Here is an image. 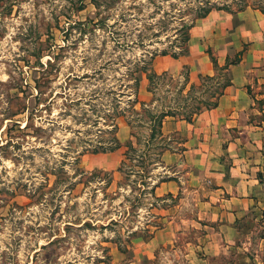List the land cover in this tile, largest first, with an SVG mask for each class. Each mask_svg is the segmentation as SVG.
<instances>
[{
	"label": "rangeland",
	"instance_id": "1",
	"mask_svg": "<svg viewBox=\"0 0 264 264\" xmlns=\"http://www.w3.org/2000/svg\"><path fill=\"white\" fill-rule=\"evenodd\" d=\"M203 2L0 0V264H264V209L244 217L235 248L209 255V229L192 220L193 205L179 208L170 223L144 195L145 180H166L177 166L165 164L163 154L152 164L159 145L143 157L152 123L133 100L156 112L175 103L189 111L211 92V82L198 77V88L178 92L187 73L198 74L189 68L149 79L161 52L179 50L182 22H192ZM248 9L240 18L215 9L197 19L190 48L210 50L223 64L228 52L245 50L228 31L247 26V14L261 22L263 14ZM255 74L249 72L254 94H264V75L261 84ZM254 106L250 118L262 123L264 98ZM114 133L120 148L102 152ZM129 140L133 160L122 171ZM147 173L154 178H142Z\"/></svg>",
	"mask_w": 264,
	"mask_h": 264
},
{
	"label": "crops",
	"instance_id": "2",
	"mask_svg": "<svg viewBox=\"0 0 264 264\" xmlns=\"http://www.w3.org/2000/svg\"><path fill=\"white\" fill-rule=\"evenodd\" d=\"M248 10L237 13L218 11L240 18ZM252 11L256 13L255 9ZM247 16V26L237 24L228 31L232 34L234 44L246 45V49L241 62L229 68L232 83L221 95L218 106L202 110L192 121L168 116L163 123V132L172 137V142H177L180 148L172 146L173 149L163 153L165 164L177 168L170 170L168 179L159 182L156 193L158 196L165 193L180 196L179 204L169 203L170 207L164 209V215H169L171 219L179 208L188 203L193 205L196 213L191 216L192 220L209 229L203 242V249L209 255L228 253L231 248H235L244 217L253 210L264 209L261 176L264 172V155L259 156L264 148V120L256 123L250 118L255 111V99L264 98V94L255 95L253 85L249 82V72L254 71L257 77L254 81L263 83L261 62L264 60V18L254 23L252 17L258 20L257 14ZM213 33H216L214 29ZM220 38L225 42L224 37L217 34L216 41ZM232 53L228 52L227 55ZM156 59L155 71L158 73H176L182 68H189L190 71L198 72L197 75L190 72L191 79L196 80L200 74L214 72L211 57L205 49L198 51L191 47L189 52L177 58L161 55ZM218 61L223 65L222 58ZM142 86L144 84L141 83ZM122 131L126 133L125 126ZM128 133L127 128V137ZM175 135L179 141H175ZM183 165L187 167L185 173L180 170Z\"/></svg>",
	"mask_w": 264,
	"mask_h": 264
},
{
	"label": "trees",
	"instance_id": "3",
	"mask_svg": "<svg viewBox=\"0 0 264 264\" xmlns=\"http://www.w3.org/2000/svg\"><path fill=\"white\" fill-rule=\"evenodd\" d=\"M247 8H252L255 9L257 11H260L263 15H264V0H204L202 6H201V12L198 13L199 15L192 20V22L188 23V22H182V34L183 37L181 38V41L179 42V44L177 45V48L179 50H176L174 52H166L163 51L160 54L161 55H171L172 57H179L181 55L186 54L187 52H189L190 49V39H191V29L192 27L195 25L197 19H202L207 17V15L213 11V10H224L227 11L229 13H237L239 11H243ZM208 53L211 56V61L213 62L214 65V72L212 74H200L198 76V81L200 82V84H204V82H211L210 85L205 89V91H211L208 92V96L205 95V98H202L203 100H201V98L199 96H196V98H198L200 100V103L195 106V108L193 110H189V111H184L185 110V104H179V103H175L172 105H167L166 107H162L160 109L159 112L153 111V109L151 110V108L148 107V103L146 101H142L140 100L138 97L135 98V100H133V103L136 104H140L141 106V110L143 111V115H148L150 116L149 118L151 119V127H150V132L147 136V139L144 143V156L145 157L147 155V152L150 151V149L153 147V145H159V147L161 148L160 152H157V159L154 158L152 159L153 162L152 164L157 165L159 164L162 160V155L166 150L171 148V144H172V137L166 135L163 132V123L165 121V119L168 116H174V117H178L181 119H185L187 121H192L195 116L201 112L204 109H211L214 108L216 106H218L219 104V99L221 97V95H223L225 89L227 88V86H229L232 83V80L229 76V68L232 65L238 64L239 62H241L242 58H243V54H244V50H239L236 52V54L232 57L231 55H228L226 58V62L221 65L217 59V57L214 55V53L212 51H208ZM157 56V55H155ZM148 68H140L139 70L142 71H146ZM187 69V68H186ZM150 74H149V79L151 80V82L153 81L154 78H162L165 77V75H168V72H164V73H157L153 68H151L150 70ZM182 77V74L179 76V78ZM184 83H182L183 85L180 86L178 88V92H186L187 90L185 89V87L187 85H190V87L192 88H198L199 86H197L196 81H194L193 79H191V76L188 75V73L184 76ZM136 82L137 85H139L140 83V77L138 78V76H136ZM185 90V91H184ZM187 93H189L187 91ZM207 97V98H206ZM142 113V112H140ZM117 128V127H116ZM117 130H115L116 132ZM139 144L140 142H142L140 140V138H138L137 141ZM113 146H111L109 149L107 150H102V152H106V151H115L117 149L120 148L121 146V142L118 138V136L116 135V133H114V137H113ZM155 143V144H154ZM127 146L129 147L128 151L125 152V156L121 161V165H120V169L123 171V168L125 165H128L129 162H131L133 160L131 151L135 150V146H134V142L132 140H129L127 142ZM97 152V151H96ZM161 157H159V156ZM146 158V157H145ZM128 167V166H127ZM149 173V172H148ZM147 173V174H148ZM149 175V174H148ZM148 175L143 176L142 178H154V176H150L148 177ZM111 180V179H110ZM110 180H108V182H110ZM164 179H159L157 181H152L153 184L151 182H147V180H145V182H143V185L145 186V184L147 185V190L148 192H144V195H147L146 197H150L155 199L153 202H151L150 204L152 206H156L161 208L162 210L167 209L168 207H170V204H173L174 201H172L171 199L174 198L173 194L169 193L166 198V196H158L156 193V187L158 186L159 182L163 181ZM110 183H108V185H110ZM167 199L171 200V203L169 204V202H166ZM155 217H157L158 215L153 214ZM152 234V233H151ZM137 235L136 232H133L131 234V237H135ZM132 239H130L129 242H131Z\"/></svg>",
	"mask_w": 264,
	"mask_h": 264
}]
</instances>
